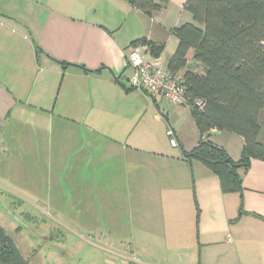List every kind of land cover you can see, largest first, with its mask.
Masks as SVG:
<instances>
[{
  "label": "crops",
  "instance_id": "1",
  "mask_svg": "<svg viewBox=\"0 0 264 264\" xmlns=\"http://www.w3.org/2000/svg\"><path fill=\"white\" fill-rule=\"evenodd\" d=\"M184 2L147 14L130 0H0V156L8 171L29 166L31 183L46 177L48 194L31 185L35 203L77 205L69 213L83 222L65 229H105L100 209L107 228L132 231L133 241L135 230L155 233L175 253L162 263L195 255L197 264H264V161L238 169L241 191H223L215 173L182 155L201 138L188 104L171 106L186 112L180 127L163 113L165 99L128 82L135 40L162 45L149 57L167 66L177 44L170 29L192 20ZM209 139L240 158L241 136L212 129Z\"/></svg>",
  "mask_w": 264,
  "mask_h": 264
},
{
  "label": "trees",
  "instance_id": "2",
  "mask_svg": "<svg viewBox=\"0 0 264 264\" xmlns=\"http://www.w3.org/2000/svg\"><path fill=\"white\" fill-rule=\"evenodd\" d=\"M130 2L147 14L168 4V0ZM183 9L192 20L170 29L177 44L166 68L182 74L184 102L201 138L191 150L182 149V155L201 161L215 173L223 191L239 192L238 169L248 167L252 159L264 161V142L258 140L259 112L264 109V0H185ZM138 43L147 44L155 57L161 53L162 45L144 39L131 44ZM212 129L242 137L238 160L209 139ZM27 214L25 218L30 219ZM25 263L15 241L0 225V264Z\"/></svg>",
  "mask_w": 264,
  "mask_h": 264
},
{
  "label": "rangeland",
  "instance_id": "3",
  "mask_svg": "<svg viewBox=\"0 0 264 264\" xmlns=\"http://www.w3.org/2000/svg\"><path fill=\"white\" fill-rule=\"evenodd\" d=\"M164 102L165 111L162 112L169 113L170 120L176 119L180 127L185 125L186 112H174L171 106L175 105L167 100ZM184 104L187 105L185 102ZM149 115L152 117V113L149 112ZM260 122L264 131V112ZM4 153L1 151L0 156V225L15 241L26 261L25 264H168L161 262L162 258L168 257L167 255H171L168 258L175 260V257L172 258L175 253L170 252L173 249L167 251L164 246H158V238L152 231H149L152 234L143 235L135 230V241H133L132 231L107 228L106 224L109 221L105 220V212L100 209L99 222L105 226V229L93 231L86 227L77 232L65 229L64 226L67 224L83 222L80 220L82 215L77 211L69 213V210L77 205L53 202L48 204L45 201H53V198L47 199L46 196H39L41 202L35 203V199L30 195L31 185L35 184L36 189L39 188V195L48 194L50 189L46 184V177H43V173H35V182L31 183L29 166L24 174L17 170L12 171L10 168L8 171V165L4 164L6 162ZM13 195L24 201L18 205L14 204ZM109 195L112 196L110 192ZM20 209L30 210L33 215L37 213L35 216L28 213L27 215L31 218L26 219V212L21 213ZM133 214L136 212L134 211ZM96 224L95 221V226ZM140 240H144L142 242L144 245L140 243ZM193 257L192 264H197L195 255ZM182 260L185 264H191L186 257ZM169 264L173 263L169 261Z\"/></svg>",
  "mask_w": 264,
  "mask_h": 264
},
{
  "label": "built area",
  "instance_id": "4",
  "mask_svg": "<svg viewBox=\"0 0 264 264\" xmlns=\"http://www.w3.org/2000/svg\"><path fill=\"white\" fill-rule=\"evenodd\" d=\"M151 55L147 44H131L127 53V64L130 69L128 82L131 87L143 89L149 93L159 94L173 105L185 101L184 79L181 73H171ZM170 142L176 145L173 131H166Z\"/></svg>",
  "mask_w": 264,
  "mask_h": 264
}]
</instances>
